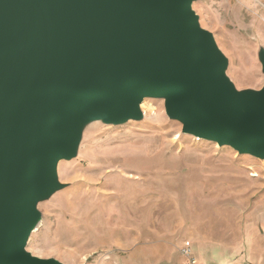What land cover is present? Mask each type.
Returning a JSON list of instances; mask_svg holds the SVG:
<instances>
[{"label":"water","instance_id":"95a60500","mask_svg":"<svg viewBox=\"0 0 264 264\" xmlns=\"http://www.w3.org/2000/svg\"><path fill=\"white\" fill-rule=\"evenodd\" d=\"M193 1L0 0V264H35L24 243L63 186L55 164L76 153L77 116L122 124L145 96L167 97L183 133L264 159V88L233 86Z\"/></svg>","mask_w":264,"mask_h":264},{"label":"rangeland","instance_id":"374dc122","mask_svg":"<svg viewBox=\"0 0 264 264\" xmlns=\"http://www.w3.org/2000/svg\"><path fill=\"white\" fill-rule=\"evenodd\" d=\"M191 10L233 86L262 90L264 0H194ZM166 101L145 96L142 117L122 124L76 117V153L55 164L63 186L37 203L24 243L35 264H165V240L181 244L187 230L264 238V159L183 133Z\"/></svg>","mask_w":264,"mask_h":264},{"label":"crops","instance_id":"0c3cea01","mask_svg":"<svg viewBox=\"0 0 264 264\" xmlns=\"http://www.w3.org/2000/svg\"><path fill=\"white\" fill-rule=\"evenodd\" d=\"M247 219L250 220V215ZM199 224L198 221H193L190 225L197 228ZM184 237L183 240L190 243L199 264H264V238L253 236L251 231H246V237L239 239H220L210 232L197 230H187ZM165 241L169 243L165 249L164 259L167 260L165 264H180L181 256L178 254L180 243Z\"/></svg>","mask_w":264,"mask_h":264},{"label":"built area","instance_id":"2783aa9c","mask_svg":"<svg viewBox=\"0 0 264 264\" xmlns=\"http://www.w3.org/2000/svg\"><path fill=\"white\" fill-rule=\"evenodd\" d=\"M178 254L181 256L180 264H199L188 241H182L178 247Z\"/></svg>","mask_w":264,"mask_h":264}]
</instances>
